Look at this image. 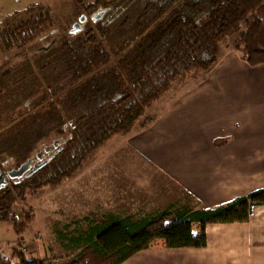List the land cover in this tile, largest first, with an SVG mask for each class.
Segmentation results:
<instances>
[{"label":"trees","instance_id":"obj_1","mask_svg":"<svg viewBox=\"0 0 264 264\" xmlns=\"http://www.w3.org/2000/svg\"><path fill=\"white\" fill-rule=\"evenodd\" d=\"M116 1L89 0L87 7H111ZM143 7L153 24L131 40L115 67H106L112 54L104 26L63 37L61 64L69 80L57 88L63 92L58 115L69 123L70 136L33 174L0 188V221H11L18 235L36 217L33 207L17 209L20 200L74 176L107 142L132 130L174 83L214 68L225 38L236 34L232 47L250 66L264 64V0H151ZM56 23V13L45 4L14 12L0 25V52L28 46ZM260 204L264 187L212 208L185 201L145 213H90L87 227L70 237L75 254L63 264H121L157 238L171 248L204 247L209 223L248 221ZM194 222L201 225L199 233ZM13 256L17 263L0 252V264H53L19 249Z\"/></svg>","mask_w":264,"mask_h":264},{"label":"crops","instance_id":"obj_2","mask_svg":"<svg viewBox=\"0 0 264 264\" xmlns=\"http://www.w3.org/2000/svg\"><path fill=\"white\" fill-rule=\"evenodd\" d=\"M35 1L54 7L65 0ZM230 60L248 69L250 100L264 98V64L252 67L233 47L222 45L215 68ZM215 76L213 70L200 71L174 83L149 107L152 113L125 133L126 148L114 152L112 168L88 167L77 178L100 174L97 181H106L111 175L117 211L129 214L185 201L212 208L264 187V105H195L215 90L210 82ZM149 117L155 118L144 125ZM130 158L137 164L127 165ZM109 184L100 197L109 196ZM127 205L132 210L121 209ZM200 229L194 222L193 231ZM207 234L204 247L171 248L157 238L121 264H264V204L254 206L248 221L209 223Z\"/></svg>","mask_w":264,"mask_h":264},{"label":"rangeland","instance_id":"obj_3","mask_svg":"<svg viewBox=\"0 0 264 264\" xmlns=\"http://www.w3.org/2000/svg\"><path fill=\"white\" fill-rule=\"evenodd\" d=\"M16 1L0 0V25L14 12H24L33 4L48 5L35 0ZM148 1L151 0H117L111 7L89 9V0H65L51 6L57 23L50 30L22 49L9 54L0 52V167L8 170L19 168L28 159L37 158L42 151H46L45 158L48 159L70 136L69 123L58 115L63 92L57 91L58 86L67 85L69 80L61 64V44L67 32L77 34L85 29L98 30L104 26L107 33L104 42L112 54L106 67H115L119 57L134 41L131 40L143 28L152 26L151 17L146 18L143 7ZM236 38V34L225 38L223 49L226 50L228 45L232 47ZM218 67L209 70L216 75L210 79L215 90L208 97L203 94L194 100L195 105H264V98H259L258 102L250 100L251 86L244 82L249 72L240 61L222 62ZM226 67L231 69L224 72ZM5 72L9 73L4 75ZM199 76L206 78L207 72ZM256 88L259 86L255 85ZM127 141L125 133L115 136L95 152L74 176L59 185L46 186L37 193L29 192L26 199L17 203V209L33 207L36 217L22 235L16 233L11 221H0V244L4 245L0 252L17 263L13 253L16 249L23 251L20 247L26 242L28 249L23 252L28 257L46 256L53 264H63L72 259L75 249L70 237L78 229L87 227V215L110 210L118 212L120 209L112 196L111 175H107L108 178L104 175L106 181H97L100 174L88 180L77 176L88 167L112 168L114 152L121 150L122 153ZM121 158L126 160L125 156ZM133 162L135 160L130 158L126 164L132 165ZM105 182H110L109 196L102 198L104 187H108ZM129 206L121 209L132 210ZM139 212L147 210L144 207L138 209Z\"/></svg>","mask_w":264,"mask_h":264},{"label":"water","instance_id":"obj_4","mask_svg":"<svg viewBox=\"0 0 264 264\" xmlns=\"http://www.w3.org/2000/svg\"><path fill=\"white\" fill-rule=\"evenodd\" d=\"M38 155H39V153H38ZM43 162H44V160L41 162V164ZM33 163H34V158H30L26 162H24L19 168L12 169L8 173H9L10 177H12V178H18V179H20L24 174H26V176H30L41 165V164H37V165H35L34 169L30 170V168L32 167ZM3 176L4 177H1L0 176V182L3 181V179H4L3 183L0 184V188L6 186V184H7V181L5 179V177H6L5 173H3Z\"/></svg>","mask_w":264,"mask_h":264},{"label":"flooded vegetation","instance_id":"obj_5","mask_svg":"<svg viewBox=\"0 0 264 264\" xmlns=\"http://www.w3.org/2000/svg\"><path fill=\"white\" fill-rule=\"evenodd\" d=\"M45 153H46V151L39 152V155L37 154V158H34V163H33L32 167L30 168V170L34 169L35 165L41 164V162L45 159ZM0 169H1L0 170V176L4 177L3 173H5V175H6L5 179L7 181V184L11 181V179H18V178L10 177V175L8 173L10 170H8L6 168H2V167H0ZM24 176H26V174H24L21 178H23ZM3 181H4V179H3ZM3 181H1L0 184L3 183Z\"/></svg>","mask_w":264,"mask_h":264},{"label":"built area","instance_id":"obj_6","mask_svg":"<svg viewBox=\"0 0 264 264\" xmlns=\"http://www.w3.org/2000/svg\"><path fill=\"white\" fill-rule=\"evenodd\" d=\"M4 247L3 244H0V250ZM23 251H26L28 249V244L26 242L22 243V246L20 247Z\"/></svg>","mask_w":264,"mask_h":264}]
</instances>
